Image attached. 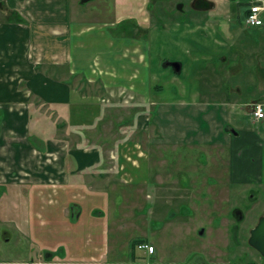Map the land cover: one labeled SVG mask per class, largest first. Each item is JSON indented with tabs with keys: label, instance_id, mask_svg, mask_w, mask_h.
I'll return each mask as SVG.
<instances>
[{
	"label": "rangeland",
	"instance_id": "obj_1",
	"mask_svg": "<svg viewBox=\"0 0 264 264\" xmlns=\"http://www.w3.org/2000/svg\"><path fill=\"white\" fill-rule=\"evenodd\" d=\"M90 1L93 3L84 5L85 17H92L94 29L107 27L105 21L114 17V0L87 2ZM145 1L148 2L141 6L137 20L125 19L107 27L129 38L125 39V50L135 48L133 61L144 67L149 65L150 73L147 77L144 70L139 74L137 86L124 87L121 96L125 95L122 98L125 102L121 106L110 98L119 113L108 111L105 132L111 138L109 142L124 143L122 163L126 169L120 171L125 183L116 181L106 191L110 205L106 213L109 233L105 249L110 254L124 252L129 239L140 234L160 247V261L181 264L187 243L195 239V234L191 237L186 228L189 230L201 220L205 233L212 228L210 235H213L219 227L220 214L212 211L199 220L195 216L167 220L168 210H171L169 214L176 211L179 215L187 203L196 206L195 198L197 203L202 202L204 211L224 206L227 213L236 205L245 214L241 224L244 232L264 208L261 192L258 194L261 199L253 205L254 211L246 213L250 203L246 186L228 182L231 172L240 175L246 171L243 167L251 150L241 148L243 137L239 139V134L232 136L225 130L229 126L236 133L246 128L264 137V129L251 122L247 111L249 101L257 96V84L262 79L261 70L264 71V37L260 31H254L255 27L246 26L243 18L245 7L254 2L264 7V0H228L227 3L215 0L216 7L208 11L193 9L188 0ZM177 3L183 7L180 9ZM80 6V3L75 5L77 11ZM260 15L264 21V10ZM198 24L204 29L197 30ZM172 61L181 63L178 72H173L167 64ZM138 70L141 73L140 68L132 72L138 76ZM133 105L134 111L130 110ZM137 113L143 116L135 117ZM112 123L116 126H111ZM143 123L145 126L139 127ZM114 152L110 157L116 162L119 159ZM232 160L237 162L232 164ZM262 172L264 180V162ZM133 182L137 185L130 184ZM229 214L226 216L230 217ZM5 226H9L10 238L7 242L0 239V246H20L15 256L0 255V264H30L36 246L27 238L16 240L11 224ZM244 250L240 253L244 254ZM123 257H118L120 264H125ZM103 259V264L111 261V258ZM147 261L145 257L139 262Z\"/></svg>",
	"mask_w": 264,
	"mask_h": 264
},
{
	"label": "crops",
	"instance_id": "obj_2",
	"mask_svg": "<svg viewBox=\"0 0 264 264\" xmlns=\"http://www.w3.org/2000/svg\"><path fill=\"white\" fill-rule=\"evenodd\" d=\"M87 1L0 0V219L14 222L42 248L61 246L75 258L101 260L109 252L106 191L125 183L120 174L126 169L124 143L109 142L105 119L125 102L124 87L137 86L144 70L150 73L149 65L133 61L135 48L125 50L129 38L107 27L138 19L148 1L114 0V17L100 29L85 17V3H93ZM254 29L264 37V24ZM139 68L137 76L132 71ZM261 78L247 111L264 129V118L253 119L250 110L264 102L263 70ZM238 134L241 148L251 152L246 171L231 175L263 180V135L246 128Z\"/></svg>",
	"mask_w": 264,
	"mask_h": 264
},
{
	"label": "flooded vegetation",
	"instance_id": "obj_3",
	"mask_svg": "<svg viewBox=\"0 0 264 264\" xmlns=\"http://www.w3.org/2000/svg\"><path fill=\"white\" fill-rule=\"evenodd\" d=\"M154 1L155 0H153V2ZM188 1L189 5L195 10L208 11L216 7L215 0ZM221 2L227 3L228 0H221ZM176 6L180 9L183 7V5H180L179 3H177ZM246 8L247 7H245V9ZM225 130L232 136L238 135V132L234 133V130H232V128L229 126H225ZM229 176L230 178L227 179L228 182H234L236 184L241 185L244 184L246 186L245 190L248 191V195H250V203L246 206V213H251L252 211H254L252 210L253 205L257 203L259 199H261V197H258V194L261 192L262 194H264V181L258 178H253L251 175H247L245 178L241 179H235L233 178V175ZM17 183L20 185H24L27 184V181L20 179L17 181ZM185 197L189 201V196L185 195ZM196 199L197 198H195V201H193L196 206L191 205L192 203H187V208L182 213H179V215L176 214V211H173L171 212V214H169L171 210H168L165 214V218L168 220L173 217L180 216L184 220L185 217L192 218L195 216L197 220H199L200 218H203L205 214H208L209 212L212 213L213 211V213L217 212L220 214L218 219L219 227L213 235H210L214 230L212 228H208V233H205V228L202 226L203 223H200L201 220L197 222V225L190 227L189 230L188 228H186V232H188L191 237L193 236V234H195L194 236L196 240L192 238V243L189 244L190 241L187 243V249L185 250V258H182L183 260L181 264H264V255H262L250 242L252 229L256 226L260 217L264 214L263 207L260 211V214L256 215L255 222L249 225L247 229L243 232V230H241V224L245 220V214L238 208V206L234 205L230 210H228L227 213H230L231 216L227 217V213H224L223 210L224 206H218L213 210L212 208H210L207 211H204L202 205H200L202 202L200 201L197 203ZM159 222L163 223V221L161 220ZM0 224L4 225L0 227L1 241L7 242L9 240L10 229L9 226L5 225L11 224L12 228L15 230L17 235V237L15 238L16 240L19 241L21 240V238H27L30 240V242H32V244H34V246H36V254H30L31 257L29 256L30 264H96L99 262L101 263L104 260L101 259L99 261L84 259L80 257L75 258L71 255L65 254V252L63 251V247L61 246H56L53 249L42 248L39 245H36L34 243V240L32 238L30 239V237L27 236L14 222L12 223L10 221L0 219ZM218 229L221 231L219 232ZM201 237L203 238L198 239ZM143 238L144 237L140 234L133 236V238L131 237L127 243L128 247L124 249V252H122L123 250L116 251L112 254L108 252L104 256V258H111V261L106 262V264H120L121 260L118 261V257L123 256L126 257L122 258L125 259V264H140V259H144L145 257H148L149 261L143 264H172V262L160 261V247L154 244L153 241H149L146 237L144 239ZM19 246L20 245L5 247L4 244V246H0V255L15 256L17 252L16 250L19 249ZM148 246L151 247L150 251L147 248ZM242 248L245 249L244 254L240 253ZM139 250H142L143 254H139ZM103 263L104 262H102L101 264Z\"/></svg>",
	"mask_w": 264,
	"mask_h": 264
},
{
	"label": "built area",
	"instance_id": "obj_4",
	"mask_svg": "<svg viewBox=\"0 0 264 264\" xmlns=\"http://www.w3.org/2000/svg\"><path fill=\"white\" fill-rule=\"evenodd\" d=\"M264 7L259 3H252L248 7V12L244 16V23L248 27H257L263 25V18L261 17V12ZM251 115L255 120L264 118V102H254L251 105ZM151 250V247L149 246Z\"/></svg>",
	"mask_w": 264,
	"mask_h": 264
},
{
	"label": "water",
	"instance_id": "obj_5",
	"mask_svg": "<svg viewBox=\"0 0 264 264\" xmlns=\"http://www.w3.org/2000/svg\"><path fill=\"white\" fill-rule=\"evenodd\" d=\"M167 64H170L175 72H178L181 68V63L179 61H172ZM250 242L262 255H264V214L252 229Z\"/></svg>",
	"mask_w": 264,
	"mask_h": 264
},
{
	"label": "trees",
	"instance_id": "obj_6",
	"mask_svg": "<svg viewBox=\"0 0 264 264\" xmlns=\"http://www.w3.org/2000/svg\"><path fill=\"white\" fill-rule=\"evenodd\" d=\"M248 12V7L244 10V16L246 15V13ZM243 16V17H244ZM173 70V69H172ZM174 72V71H173Z\"/></svg>",
	"mask_w": 264,
	"mask_h": 264
}]
</instances>
